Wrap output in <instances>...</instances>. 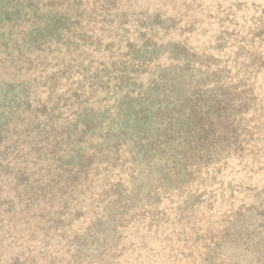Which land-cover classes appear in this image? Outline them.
I'll use <instances>...</instances> for the list:
<instances>
[{
  "label": "rangeland",
  "instance_id": "rangeland-1",
  "mask_svg": "<svg viewBox=\"0 0 264 264\" xmlns=\"http://www.w3.org/2000/svg\"><path fill=\"white\" fill-rule=\"evenodd\" d=\"M0 264H264V0H0Z\"/></svg>",
  "mask_w": 264,
  "mask_h": 264
},
{
  "label": "trees",
  "instance_id": "trees-1",
  "mask_svg": "<svg viewBox=\"0 0 264 264\" xmlns=\"http://www.w3.org/2000/svg\"><path fill=\"white\" fill-rule=\"evenodd\" d=\"M4 49H5L4 47H0V51H4Z\"/></svg>",
  "mask_w": 264,
  "mask_h": 264
}]
</instances>
